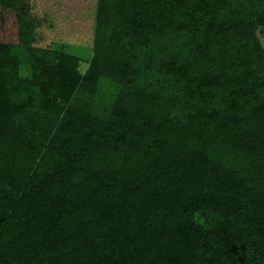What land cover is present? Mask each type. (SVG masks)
I'll use <instances>...</instances> for the list:
<instances>
[{"label": "trees", "instance_id": "obj_1", "mask_svg": "<svg viewBox=\"0 0 264 264\" xmlns=\"http://www.w3.org/2000/svg\"><path fill=\"white\" fill-rule=\"evenodd\" d=\"M260 25L264 0H95L84 69L0 39V264H264Z\"/></svg>", "mask_w": 264, "mask_h": 264}, {"label": "rangeland", "instance_id": "obj_2", "mask_svg": "<svg viewBox=\"0 0 264 264\" xmlns=\"http://www.w3.org/2000/svg\"><path fill=\"white\" fill-rule=\"evenodd\" d=\"M24 2L25 8L19 10L16 0H0V39L73 52L84 59L80 67L84 69L92 52L95 0ZM257 32L264 44V26L260 25ZM19 71L30 74L26 64H21ZM190 136L196 137L195 130L190 131Z\"/></svg>", "mask_w": 264, "mask_h": 264}, {"label": "built area", "instance_id": "obj_3", "mask_svg": "<svg viewBox=\"0 0 264 264\" xmlns=\"http://www.w3.org/2000/svg\"><path fill=\"white\" fill-rule=\"evenodd\" d=\"M9 264H14V263H9Z\"/></svg>", "mask_w": 264, "mask_h": 264}]
</instances>
